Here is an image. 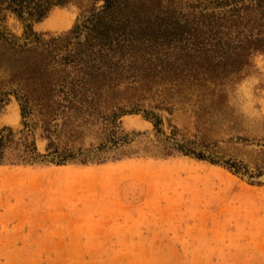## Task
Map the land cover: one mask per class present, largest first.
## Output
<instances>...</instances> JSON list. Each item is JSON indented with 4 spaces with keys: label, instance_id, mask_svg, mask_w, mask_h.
Listing matches in <instances>:
<instances>
[{
    "label": "rangeland",
    "instance_id": "374dc122",
    "mask_svg": "<svg viewBox=\"0 0 264 264\" xmlns=\"http://www.w3.org/2000/svg\"><path fill=\"white\" fill-rule=\"evenodd\" d=\"M214 1L0 4V264H264V0Z\"/></svg>",
    "mask_w": 264,
    "mask_h": 264
},
{
    "label": "trees",
    "instance_id": "16d2710c",
    "mask_svg": "<svg viewBox=\"0 0 264 264\" xmlns=\"http://www.w3.org/2000/svg\"><path fill=\"white\" fill-rule=\"evenodd\" d=\"M71 0H0V4L6 3L4 10L8 11L12 15H14L17 19L26 22H40L45 19L48 13L51 11L53 7L56 6H64L67 3H70ZM106 4L109 3L110 0H104ZM242 0H215L214 3L217 5H226L230 3H237ZM260 2V0H259ZM105 4V5H106ZM25 28L31 30L30 24H25ZM260 39H255V42H258ZM259 45H253L251 47H258ZM7 129L10 134L11 129L4 128L3 131ZM0 136V164L2 162L4 148L7 146L9 142V134ZM63 158L66 156H62ZM61 158L60 161L63 159Z\"/></svg>",
    "mask_w": 264,
    "mask_h": 264
},
{
    "label": "water",
    "instance_id": "95a60500",
    "mask_svg": "<svg viewBox=\"0 0 264 264\" xmlns=\"http://www.w3.org/2000/svg\"><path fill=\"white\" fill-rule=\"evenodd\" d=\"M193 150L198 151L202 155L209 157L210 159L215 160V161L219 162L220 164H225V162H223L219 158L215 157V155H213L210 151L202 150V149H198V148H195ZM184 151H189V149H184ZM252 181L264 183V173L261 176L257 177L256 179H253Z\"/></svg>",
    "mask_w": 264,
    "mask_h": 264
},
{
    "label": "bare ground",
    "instance_id": "6f19581e",
    "mask_svg": "<svg viewBox=\"0 0 264 264\" xmlns=\"http://www.w3.org/2000/svg\"><path fill=\"white\" fill-rule=\"evenodd\" d=\"M18 117H19V110H18V107H17V105H13V106H11V108L9 109V114L7 115V120L9 121V122H15V121H17V119H18ZM139 127V126H138Z\"/></svg>",
    "mask_w": 264,
    "mask_h": 264
}]
</instances>
